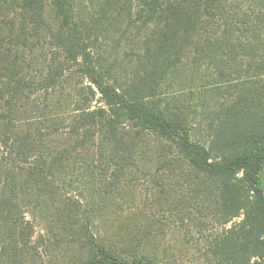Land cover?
<instances>
[{
    "label": "trees",
    "instance_id": "trees-1",
    "mask_svg": "<svg viewBox=\"0 0 264 264\" xmlns=\"http://www.w3.org/2000/svg\"><path fill=\"white\" fill-rule=\"evenodd\" d=\"M147 177L264 264V0H0V264H170L107 237Z\"/></svg>",
    "mask_w": 264,
    "mask_h": 264
},
{
    "label": "rangeland",
    "instance_id": "rangeland-1",
    "mask_svg": "<svg viewBox=\"0 0 264 264\" xmlns=\"http://www.w3.org/2000/svg\"><path fill=\"white\" fill-rule=\"evenodd\" d=\"M131 187L137 188H125L124 200L120 201H125V215L121 208L118 217H107L108 220H113L115 226L107 228L111 246L117 244L119 249H122L126 241L139 254L152 259H163L170 264H209L204 256L206 238L220 233L222 227L217 223L211 226L203 225L204 219L199 213L193 217L194 222L185 220V224H181L177 217L164 213L165 209L160 203L166 205L169 199L173 201L175 198L169 193H160L148 177L139 181L137 186ZM136 206L143 207V210ZM128 207L132 209L129 210ZM196 222H203V226L199 228ZM96 223H99V220H96ZM96 223L95 225H98ZM101 233L105 234L103 230ZM56 255L51 262L43 257L44 264H66L73 261L79 253L70 250Z\"/></svg>",
    "mask_w": 264,
    "mask_h": 264
}]
</instances>
